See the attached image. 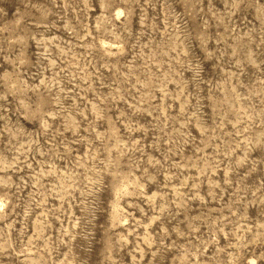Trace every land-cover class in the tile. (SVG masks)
I'll return each mask as SVG.
<instances>
[{"label": "rangeland", "instance_id": "rangeland-1", "mask_svg": "<svg viewBox=\"0 0 264 264\" xmlns=\"http://www.w3.org/2000/svg\"><path fill=\"white\" fill-rule=\"evenodd\" d=\"M0 264H264V0H0Z\"/></svg>", "mask_w": 264, "mask_h": 264}]
</instances>
